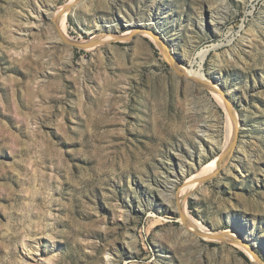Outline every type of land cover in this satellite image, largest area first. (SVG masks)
Segmentation results:
<instances>
[{
    "label": "rangeland",
    "instance_id": "1",
    "mask_svg": "<svg viewBox=\"0 0 264 264\" xmlns=\"http://www.w3.org/2000/svg\"><path fill=\"white\" fill-rule=\"evenodd\" d=\"M69 1L0 0V264H264V0Z\"/></svg>",
    "mask_w": 264,
    "mask_h": 264
},
{
    "label": "bare ground",
    "instance_id": "2",
    "mask_svg": "<svg viewBox=\"0 0 264 264\" xmlns=\"http://www.w3.org/2000/svg\"><path fill=\"white\" fill-rule=\"evenodd\" d=\"M82 2H84L83 0H70L69 2L65 3L63 6L57 8L56 11H47L46 13V17H53L55 18V23H56V28H57V32L58 35L60 36V38L63 39H67L66 38V19H67V15L68 13L76 8L78 5H80ZM83 4V3H82ZM79 7V6H78ZM51 10V9H50ZM131 22H126V25H131ZM114 24H108L106 25L107 28L105 29H101L100 31H98L97 33H95V35H93L92 38L86 40V41H80L83 43H89L87 48H91L93 49L95 46L99 45L98 43H103L106 40L112 39V38H117V37H121L124 36L125 38H128L136 33H144V30H141L142 28L145 27H140L141 29H137L136 31L133 30V28L129 27L127 28V30H123L124 33L122 34H115V31H117V29L113 26ZM99 27H97L94 30H97ZM91 33V32H90ZM146 33V32H145ZM89 34V33H88ZM151 34V33H149ZM97 36V37H96ZM68 37V36H67ZM96 43V44H94ZM86 48V47H85ZM209 49H201L198 53H197V57L198 59H194L188 62L189 66H193V64L196 62L198 65V69L197 71H194V73L199 74L200 73V69L203 67V62L205 57L208 54ZM168 54V53H167ZM181 66V65H180ZM184 74L185 72L188 73V71L190 70L189 68H184ZM188 70V71H187ZM201 74V73H200ZM203 74V73H202ZM186 75V74H185ZM188 77H192L191 75H186ZM217 91V89H216ZM214 92L215 95L223 101V98L221 96V94L219 92ZM219 91V90H218ZM228 110V109H227ZM230 113V114H228ZM237 116L231 111V107H229V110L227 112V125L229 128V131H227L226 134V139H225V143L222 145V154L219 155L218 157H215L214 159H212V161L210 162V164L205 167L201 172L196 171L195 174L188 180L185 182V185L183 186V188L181 189V195H180V201H179V207L181 209V212L183 214V223L188 227V228H193L195 230H198V232L200 234L203 235V237L207 238V239H211L214 240L215 238H224V237H228V233L227 231H223V232H217L214 233L212 230L205 228L200 222L196 221L188 212V209L186 207V203H185V199L188 195V193L190 192V184L192 183L193 185H198L201 183V181L203 180V178L206 175L211 174L212 172H215L217 170H219L225 160L227 155L231 152V146H230V142L233 138V132H234V128L236 129V127L238 126V121H237ZM229 132V133H228ZM230 232V231H229ZM235 240V242H237V239L233 238L232 236H230V240ZM40 256L42 254H39ZM34 256V255H30L29 252L23 256V261L26 263H36V262H40V256ZM50 260V258H48Z\"/></svg>",
    "mask_w": 264,
    "mask_h": 264
},
{
    "label": "water",
    "instance_id": "3",
    "mask_svg": "<svg viewBox=\"0 0 264 264\" xmlns=\"http://www.w3.org/2000/svg\"><path fill=\"white\" fill-rule=\"evenodd\" d=\"M151 32V31H150ZM151 34H153L152 32H151ZM154 37H155V39L156 40H158L159 41V38L157 37V36H155V35H153ZM68 43H70L71 45H73V46H76V47H79V48H83V47H88V45H89V43H83V42H72V41H67ZM180 74H184L183 72L184 71H181V70H179L178 71ZM190 78H192V77H190ZM194 79H196V78H194ZM197 80H201L202 81V78H197ZM235 140H236V134L233 136V138H232V145H233V147H234V143H235ZM210 177V174L209 175H206L204 178H203V180H206L207 178H209ZM177 209H178V213H179V216L181 217V218H183V214H182V212H181V209H180V207H179V205L177 204Z\"/></svg>",
    "mask_w": 264,
    "mask_h": 264
}]
</instances>
